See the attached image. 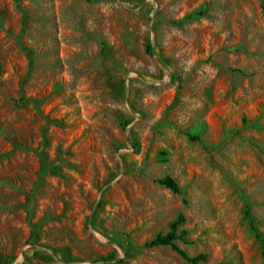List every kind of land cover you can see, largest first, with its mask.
Here are the masks:
<instances>
[{
    "label": "rangeland",
    "instance_id": "rangeland-1",
    "mask_svg": "<svg viewBox=\"0 0 264 264\" xmlns=\"http://www.w3.org/2000/svg\"><path fill=\"white\" fill-rule=\"evenodd\" d=\"M178 213L264 264V0H0V264H191Z\"/></svg>",
    "mask_w": 264,
    "mask_h": 264
},
{
    "label": "trees",
    "instance_id": "trees-1",
    "mask_svg": "<svg viewBox=\"0 0 264 264\" xmlns=\"http://www.w3.org/2000/svg\"><path fill=\"white\" fill-rule=\"evenodd\" d=\"M156 182L165 187L166 189L170 190L173 193H178L179 187L177 183L168 175H164L160 178L156 179ZM184 217L181 213H178L174 219H172L168 223V230L164 234H156L152 239L149 241V245H165L169 246L172 250H174L181 258L185 261L196 264L199 261L204 260L205 255L203 253H198L196 255L190 256L185 251L180 249L178 246L174 244L175 239H182L183 235L185 234L184 229H178V227L183 223ZM252 228V227H251ZM122 261H118L117 264H122ZM71 264V263H65Z\"/></svg>",
    "mask_w": 264,
    "mask_h": 264
}]
</instances>
